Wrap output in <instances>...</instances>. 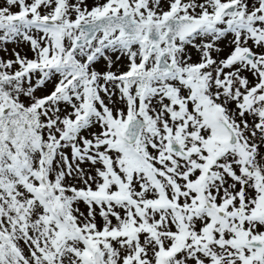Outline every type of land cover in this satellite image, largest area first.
Instances as JSON below:
<instances>
[{
	"label": "snow or ice",
	"instance_id": "snow-or-ice-1",
	"mask_svg": "<svg viewBox=\"0 0 264 264\" xmlns=\"http://www.w3.org/2000/svg\"><path fill=\"white\" fill-rule=\"evenodd\" d=\"M0 264H264V0H0Z\"/></svg>",
	"mask_w": 264,
	"mask_h": 264
}]
</instances>
